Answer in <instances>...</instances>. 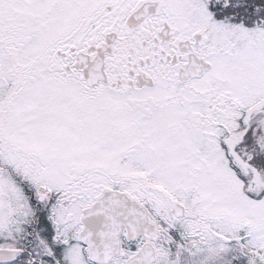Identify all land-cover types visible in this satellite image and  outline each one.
I'll return each instance as SVG.
<instances>
[{
	"label": "snow or ice",
	"instance_id": "snow-or-ice-1",
	"mask_svg": "<svg viewBox=\"0 0 264 264\" xmlns=\"http://www.w3.org/2000/svg\"><path fill=\"white\" fill-rule=\"evenodd\" d=\"M0 264H264V0H0Z\"/></svg>",
	"mask_w": 264,
	"mask_h": 264
}]
</instances>
